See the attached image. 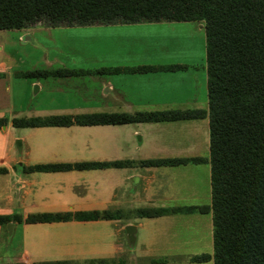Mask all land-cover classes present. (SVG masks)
Masks as SVG:
<instances>
[{
	"label": "trees",
	"instance_id": "16d2710c",
	"mask_svg": "<svg viewBox=\"0 0 264 264\" xmlns=\"http://www.w3.org/2000/svg\"><path fill=\"white\" fill-rule=\"evenodd\" d=\"M201 21L207 107L126 112H87L12 117L14 128L119 125L173 122L207 117L208 156H174L138 161L84 160L19 165L25 172H55L121 168L209 165V204L146 206L132 209L134 217L211 213L212 252L191 262L264 264V0H0V30L42 26ZM180 64H137L100 67L97 74L173 72ZM39 73V72H38ZM87 71L55 68L54 77ZM21 77L34 78L33 71ZM0 117V127L4 125ZM7 169L0 167V174ZM119 209L65 210L0 214V226L16 223L117 219ZM91 259L87 264H104ZM71 260L31 264H74Z\"/></svg>",
	"mask_w": 264,
	"mask_h": 264
},
{
	"label": "crops",
	"instance_id": "0c3cea01",
	"mask_svg": "<svg viewBox=\"0 0 264 264\" xmlns=\"http://www.w3.org/2000/svg\"><path fill=\"white\" fill-rule=\"evenodd\" d=\"M178 22H139V23H115V24H91L76 27L95 28H125L132 27L143 31L156 30L163 34L164 28L180 27ZM177 23V26H171ZM152 24V26H149ZM38 26V25H37ZM32 28V27H28ZM27 28V29H28ZM24 29V28H23ZM174 30V29H173ZM176 30V29H175ZM152 33V32H149ZM144 46V45H143ZM204 48V41H203ZM138 53L144 54L146 48H137ZM194 49V47H193ZM197 54L184 56L185 59H172V62H164L162 57H155L156 61L147 60L143 55L131 61L107 62L96 60L86 62V67L125 66L137 64H169L180 63L186 67L173 72H149V73H116L106 75L101 86H106V91H114L122 94V88L113 83L112 79L122 80L124 76L155 79L161 76L162 80H168L177 72H184L182 79L183 88L177 86L160 87V94L154 89L151 97H132L129 92L122 94L120 103L103 107L106 112L133 113L158 108H202L207 107L206 98V74L204 65L201 73H193L195 69L194 58ZM204 56V51H203ZM73 63V62H72ZM1 70L9 66L1 63ZM0 70V71H1ZM191 73L187 77V73ZM100 76L99 74H95ZM105 75V74H104ZM168 75V76H165ZM114 76V77H112ZM191 77H194L193 79ZM8 76L0 78L7 81ZM157 81V80H156ZM34 90L41 84L31 82ZM205 91V94H204ZM129 94V95H128ZM75 109L44 111L41 115L30 113L34 116L54 114H79L99 110L100 103L83 105ZM91 109H93L91 111ZM107 109V110H106ZM52 110V109H51ZM18 111V110H15ZM57 111V113H56ZM4 127H0V167L7 171L0 174V214H12L21 212L24 217L30 212H53L65 210H91V209H119L123 215L117 219H100L89 221H59L39 223L12 222V233L20 235V248L14 255L0 253V261L9 264H31L37 261L71 260L74 264H87L91 259H105L104 264H129L131 261H141L144 264H168L169 261L191 262V257L199 253L212 252V225L211 213H197L207 215V221L200 225L205 233L198 232V222L189 220L194 213L170 214L156 217H134L128 215L132 209L146 206H163L167 202L183 200L190 193L184 195L185 188L182 184L175 185L174 171L181 172L183 166H158L144 167L139 165L121 168H102L90 170H70L55 172H25L18 166L49 162H73L84 160H117L128 159L138 161L147 158H164L174 156H199L194 151L192 135L187 138L175 140H148L143 142L145 130L152 125H162L173 122H139L119 125H69L19 128L22 132L16 133L10 124L13 117V109H0V117L11 113ZM41 112V111H37ZM40 114V113H39ZM7 116V115H6ZM188 121V120H187ZM191 121V120H189ZM193 121V120H192ZM194 124L201 131V145L207 140L208 147V122L207 117L194 120ZM188 128L192 124H186ZM153 128L162 131V126ZM119 130L129 132L125 138L134 144L125 148L118 143L116 136L105 134L108 131ZM137 135L136 142L134 137ZM66 136V138H65ZM109 137V138H108ZM128 138V139H127ZM15 140H19V148L15 146ZM143 149V150H142ZM208 149V148H207ZM142 150V151H141ZM208 154V153H207ZM207 157V156H204ZM208 164V163H202ZM181 167V168H179ZM209 185V165L203 169ZM76 176V177H74ZM74 177L71 188L65 185V180ZM71 184V183H69ZM82 186V191H75ZM65 188L71 193L66 194ZM210 195V185H209ZM195 198V197H194ZM155 203H152L153 201ZM210 197L207 203L209 204ZM158 204V205H157ZM162 204V205H160ZM173 204V203H172ZM197 205V204H186ZM199 205V204H198ZM180 206V205H171ZM208 218L209 223L208 224ZM131 225L133 230L127 234L125 227ZM0 226V236H1ZM205 237V241L204 238ZM204 241V242H203ZM203 242V243H202ZM201 250H198V247ZM206 262H212L208 260ZM205 263V262H202Z\"/></svg>",
	"mask_w": 264,
	"mask_h": 264
},
{
	"label": "rangeland",
	"instance_id": "374dc122",
	"mask_svg": "<svg viewBox=\"0 0 264 264\" xmlns=\"http://www.w3.org/2000/svg\"><path fill=\"white\" fill-rule=\"evenodd\" d=\"M182 24L177 28H164L166 32H163V34H158L160 32L153 29L147 32L149 29L139 31L132 27L118 29L76 26L46 27L42 26L44 23L28 29L0 30V64L5 63L9 66L6 70H1L0 65V78L8 76L7 81H0V109L3 111L5 109H13V117H29L34 116L30 115V113L41 115L44 111L62 109L72 111L75 109L74 105L76 104L78 107H81L83 105L100 103L101 108L99 110L95 111L91 109V111L102 112L105 111L103 107L120 103L123 99L122 94L126 92H129L135 98H148L153 95V91L156 88L158 94H160V87L173 85L183 88L182 79H185L184 72L170 74L174 77L168 78V80H162L161 76L163 75L155 79H136L137 77L124 76L122 80L115 79L112 76L114 77L112 82H116V85L122 88V94L119 93L117 95V92L106 91V86H101V83L110 77L104 74H99V77L95 75L100 68L99 66L86 67L85 65L86 62L93 61L90 60L91 58L106 60L107 62H121L124 59H126L125 61H131L130 59H138L145 55L148 56L147 60L149 61H156L157 59L155 57H162V60L157 61L164 63L172 62V59H185L184 56L197 54L194 58L193 65H195V69H193V73H201V67L204 65L203 51L205 50L203 48V24L201 21H187ZM149 26H152V24ZM171 26H177V23H172ZM140 47L146 48L147 51L144 54L138 53L137 48ZM114 64L106 66H112ZM55 68H68L74 72L83 70L87 71V73H77L76 75L67 77H54L49 72ZM25 71H33L36 73V76L34 78L21 77V72ZM190 74L189 72L186 76L190 77ZM191 78L193 79L194 77ZM31 82H35V84L39 83L41 87L34 90V86L29 84ZM142 110H161V108L153 106L152 108ZM54 113L51 112V114ZM10 114L12 112L1 116L4 117L5 121L1 127L6 125L8 121L7 117ZM186 124H192V126L188 128ZM194 124H196L194 120H188L152 125L143 132L145 133L143 142L148 140H161L162 142H166L174 138L177 140L192 135L191 137L195 145L194 151H196L195 154L203 157L208 156L207 140L204 141V145H201V131L199 132V129L194 128L196 127ZM154 126H162V131L153 128ZM13 130L16 133L22 132L19 128H14ZM128 133L126 132L124 135V132L119 130L105 132V134L113 135V138L116 136L118 143L123 148L127 144L129 146L134 144L128 138V141L126 140L125 136ZM136 139L137 135L134 137L135 142ZM206 167H208V164L190 163L183 166L180 169L181 172H178V174L174 171V174L176 173L173 179L174 187L175 185L182 184L186 187L184 195L190 193V196H194H185L187 198L167 202L163 206L207 203L210 195L209 185L207 186L206 183V176L205 174L203 175V169ZM74 177H69L65 180V185H68V188H71V181L75 179ZM68 188H65L66 194L71 193ZM82 188V186L76 187L75 191H82ZM155 202L154 200L152 203ZM127 214L130 215L129 212ZM194 214L189 220L198 222L199 234L201 232L205 233L201 230L200 225L205 220L207 221V215ZM7 224H11L9 228H6ZM208 224L210 226L209 218ZM6 225L1 226L0 253L14 255L20 248V235L16 231L12 233V221L6 223ZM203 238L205 241V237ZM198 250H201L200 246ZM102 260L106 261L105 259ZM128 263L144 264L141 261H131ZM167 263L212 264V262L188 263L185 261H169ZM0 264H9V262L0 261Z\"/></svg>",
	"mask_w": 264,
	"mask_h": 264
},
{
	"label": "water",
	"instance_id": "95a60500",
	"mask_svg": "<svg viewBox=\"0 0 264 264\" xmlns=\"http://www.w3.org/2000/svg\"><path fill=\"white\" fill-rule=\"evenodd\" d=\"M34 88H35V86H34ZM15 146L17 148H19V140H15ZM10 225L11 224H7L6 228H9ZM132 230H133V226H131V225H128V226L125 227V231H126L127 234L131 233Z\"/></svg>",
	"mask_w": 264,
	"mask_h": 264
}]
</instances>
